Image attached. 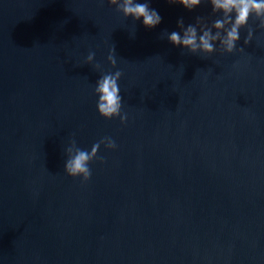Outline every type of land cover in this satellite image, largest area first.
Listing matches in <instances>:
<instances>
[{"label": "water", "instance_id": "water-1", "mask_svg": "<svg viewBox=\"0 0 264 264\" xmlns=\"http://www.w3.org/2000/svg\"><path fill=\"white\" fill-rule=\"evenodd\" d=\"M148 2L152 29L107 0H0V264H264V29L193 55L167 34L219 14ZM117 70L125 123L96 107ZM103 137L67 176L72 140Z\"/></svg>", "mask_w": 264, "mask_h": 264}, {"label": "clouds", "instance_id": "clouds-1", "mask_svg": "<svg viewBox=\"0 0 264 264\" xmlns=\"http://www.w3.org/2000/svg\"><path fill=\"white\" fill-rule=\"evenodd\" d=\"M110 6L121 13L124 18L131 17L134 21L142 19L143 26L148 29L155 28L162 22V17L157 10L150 7L148 0H107ZM169 4H180L191 11L201 3L211 6L214 15L219 14L211 25L203 17H196L194 24L184 25L183 18L177 21L180 31H172L167 34L168 41L174 45L187 49L191 54L210 56L215 52L231 54L237 49L240 40V30L247 28V36L244 44L247 45L253 38V29L249 26V20L258 21V26L264 29V0H168ZM167 32V31H165ZM94 52L87 56L86 63L92 64ZM112 67L116 66L115 49L109 52L107 57ZM100 68V65H95ZM122 76L120 70L114 73L101 74L96 81L94 93L98 97L96 107L100 116L105 119L119 117L121 123H125L127 115L121 113L122 96L118 81ZM106 149H115V141L111 137H103L92 145L91 150L77 147L73 139L70 146L65 149L67 159L64 164V172L72 178L80 177L81 183H86L91 178L90 163L97 158L101 145ZM101 162H102V158Z\"/></svg>", "mask_w": 264, "mask_h": 264}]
</instances>
